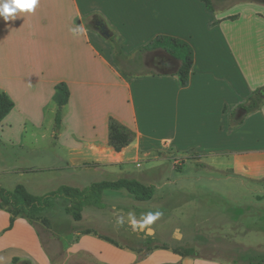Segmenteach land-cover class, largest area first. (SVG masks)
Here are the masks:
<instances>
[{
    "label": "crops",
    "instance_id": "crops-1",
    "mask_svg": "<svg viewBox=\"0 0 264 264\" xmlns=\"http://www.w3.org/2000/svg\"><path fill=\"white\" fill-rule=\"evenodd\" d=\"M94 16L105 22L128 57L158 35L186 41L193 51L186 86L180 84L176 68L153 64L162 74L125 76L114 60L110 38L92 28ZM0 53V92L14 103L3 118L6 124L12 127L21 120L42 127L48 120L47 135H55L65 153H55L63 164L42 169L75 177L80 169L92 168L114 174L115 180L134 178L149 185L153 174L133 169L140 155L194 149L228 159L220 165L225 162L232 169L264 177V103L236 116L238 105L264 86L263 4L219 0L216 11L210 12L201 0H39L33 13L7 24L0 19ZM150 56L145 54L144 64ZM58 83L68 89L59 129L53 99ZM232 116L241 122L231 125ZM111 122L132 133L131 142L120 151L109 144ZM12 167L21 175L35 170V166ZM20 183L30 193V185L36 186L25 180L16 184ZM59 199L41 214L53 213ZM102 204L86 206L82 220L76 221L65 210L66 200V216L59 221L83 224L87 217L93 222L102 219L101 211L107 207ZM9 219L7 207L0 206V264H220L213 258L179 255L171 246H128L91 226L43 240L35 223L17 216L8 227ZM130 222L145 234L151 229L140 218ZM116 226L111 225L112 235ZM248 248L262 252L254 246L244 249Z\"/></svg>",
    "mask_w": 264,
    "mask_h": 264
},
{
    "label": "rangeland",
    "instance_id": "rangeland-1",
    "mask_svg": "<svg viewBox=\"0 0 264 264\" xmlns=\"http://www.w3.org/2000/svg\"><path fill=\"white\" fill-rule=\"evenodd\" d=\"M152 63V58H149L138 71L151 70L154 68ZM18 122L12 127L4 119L0 123V185L5 189L12 190L17 182L24 180L36 185L38 179L39 184L34 187L30 185L31 193L44 195L62 185L88 186L91 181L102 178L115 180L114 174L103 175L92 168L85 171L80 169L75 177L65 172L57 174L51 169H42L63 164L55 156V153L65 155L57 145L58 139L55 135H47L48 120L42 127L30 121ZM65 138L68 136L63 140ZM229 158L231 161L230 155ZM224 160L227 162L228 159L205 156L194 149L163 150L140 155L133 169H144L145 173L153 174L151 185L154 193L151 199L138 200L125 189H106L102 194L101 206H98H103L102 201L107 204L101 211L102 219L97 218L93 222L87 217L83 224H76L75 221H59L65 215L63 208L66 204V199L60 198L51 209L53 213L41 214L35 226L43 240L65 233L68 228L88 230L86 226H91L99 234L111 235L128 246L147 249L165 244L167 248H193L195 255L190 256L193 258H213L220 264H247V258L252 254L245 247L254 246L264 253V177L247 174L243 169H232L225 162L220 165ZM12 166H35V170L25 171L21 175L13 173L15 167ZM87 209L83 208L84 214ZM150 213L158 215L149 220ZM105 217L110 226L106 225ZM130 218L145 220L155 231L156 239L151 238V229L145 234L144 230L137 229V224L128 223ZM111 225H118L115 227L116 234L112 235Z\"/></svg>",
    "mask_w": 264,
    "mask_h": 264
},
{
    "label": "trees",
    "instance_id": "trees-1",
    "mask_svg": "<svg viewBox=\"0 0 264 264\" xmlns=\"http://www.w3.org/2000/svg\"><path fill=\"white\" fill-rule=\"evenodd\" d=\"M205 3L206 9L214 12L217 9L219 0H201ZM253 1L264 5V0H240ZM233 18V16H232ZM112 45L114 60L118 67L127 76L144 75V74H162L156 68L146 72H139L138 68L143 63L146 53L164 54L172 57L178 63L174 73L178 76L182 86H186L188 77L191 72L193 63V51L191 46L184 40L179 38L158 35L150 44L138 48L133 57L124 55L120 49L117 38L112 34L109 39ZM153 52V53H152ZM263 87L256 88L244 103L238 105V108L244 109L246 113L257 110L264 98L261 92ZM58 109L55 115V125L59 129L61 122V107L67 102L68 89L64 83H58L55 86V94L53 96ZM14 103L11 98L4 92H0V122L13 108ZM241 119H235L232 116L231 125L238 124ZM132 140V133L125 127L114 122L109 125V144L115 151H120ZM105 189H125L133 194L138 200H149L154 193L153 185H145L134 178H120L114 181L93 182L84 188H78L68 185H62L55 190L49 191L44 195H34L30 193L22 184H17L12 190H7L0 185V206H6L10 212L9 226L11 227L17 216L25 217L31 223H35L41 213L53 206L56 198H63L69 202V206L65 209L68 214L76 221L82 220V209L86 206H99L101 203V194ZM101 206V205H100ZM73 228L65 229V232H71ZM161 245V244H160ZM162 247H167L165 244ZM149 249V248H147ZM173 250L184 256L195 255L193 248L173 247ZM252 256L247 258V264H264V253L256 250H248Z\"/></svg>",
    "mask_w": 264,
    "mask_h": 264
},
{
    "label": "clouds",
    "instance_id": "clouds-1",
    "mask_svg": "<svg viewBox=\"0 0 264 264\" xmlns=\"http://www.w3.org/2000/svg\"><path fill=\"white\" fill-rule=\"evenodd\" d=\"M39 0H0V19L6 24L21 17L22 14L33 13ZM158 214H149V220Z\"/></svg>",
    "mask_w": 264,
    "mask_h": 264
},
{
    "label": "water",
    "instance_id": "water-1",
    "mask_svg": "<svg viewBox=\"0 0 264 264\" xmlns=\"http://www.w3.org/2000/svg\"><path fill=\"white\" fill-rule=\"evenodd\" d=\"M91 25H92V28L94 30H96L102 37H104L105 39H109L110 38L111 32H110V30L108 29V27L106 26L105 22L102 19H100L97 16H94L92 21H91ZM166 60L167 61L163 60L161 62V64L163 66H165L164 67L165 70L175 69L176 68L177 64H176V60L175 59H173L172 57H167ZM171 62L174 64L173 67H171V64H170ZM261 95L264 98V91L261 92ZM244 113H245L244 109H238L237 112H236V116H240L241 114H244ZM142 228H143V226L141 225L140 229H142ZM149 230L150 229H147L146 233H148Z\"/></svg>",
    "mask_w": 264,
    "mask_h": 264
},
{
    "label": "flooded vegetation",
    "instance_id": "flooded-vegetation-1",
    "mask_svg": "<svg viewBox=\"0 0 264 264\" xmlns=\"http://www.w3.org/2000/svg\"><path fill=\"white\" fill-rule=\"evenodd\" d=\"M167 57H170V56H168V55H164V54H155V55H151L150 56V58H152V61H153V65L154 66H156L157 68H164L165 66H163L162 64H161V62L163 61V60H165V61H167L166 60V58ZM171 64V67H173V63L171 62L170 63Z\"/></svg>",
    "mask_w": 264,
    "mask_h": 264
},
{
    "label": "bare ground",
    "instance_id": "bare-ground-1",
    "mask_svg": "<svg viewBox=\"0 0 264 264\" xmlns=\"http://www.w3.org/2000/svg\"><path fill=\"white\" fill-rule=\"evenodd\" d=\"M1 54V53H0ZM19 89V88H18Z\"/></svg>",
    "mask_w": 264,
    "mask_h": 264
}]
</instances>
